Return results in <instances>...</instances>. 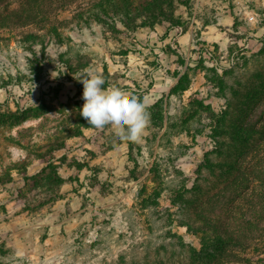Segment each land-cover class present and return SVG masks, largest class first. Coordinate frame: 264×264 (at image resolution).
I'll return each instance as SVG.
<instances>
[{"label": "rangeland", "instance_id": "rangeland-1", "mask_svg": "<svg viewBox=\"0 0 264 264\" xmlns=\"http://www.w3.org/2000/svg\"><path fill=\"white\" fill-rule=\"evenodd\" d=\"M174 2L172 28L111 35L67 23L61 39L35 25L0 30V264L177 261L187 250L175 236L199 249L205 220L243 233L221 264H264V172H247L264 168V146L240 162L246 172H222L228 155H210L207 169L212 121L189 105L226 109L212 71L234 68V87L244 58L264 48V0ZM31 33L43 41L27 42ZM85 68L145 103L139 143L80 115Z\"/></svg>", "mask_w": 264, "mask_h": 264}, {"label": "trees", "instance_id": "trees-1", "mask_svg": "<svg viewBox=\"0 0 264 264\" xmlns=\"http://www.w3.org/2000/svg\"><path fill=\"white\" fill-rule=\"evenodd\" d=\"M12 1L0 0V30L35 25L59 39L62 37L59 24H75L78 27L99 24L104 27L105 34L128 35L140 28L155 29L165 23H170L172 28L176 23L174 0H18V8L11 9ZM64 12L70 13L71 18L61 21L58 14ZM171 28H167V33ZM25 40L39 42L43 38L31 33L25 36ZM244 59L245 71L242 76L235 78L234 87L229 86L226 81V77L235 72L234 68L224 71L222 75L212 71V83L227 100L225 110L215 114L199 100L191 99L189 103L191 107L197 106L207 113L212 121L209 128L217 149L207 154L204 162L205 167L210 170L215 167L210 155L215 154L221 158L228 155V158L234 160V164H221L222 172H242L240 162L247 161L264 146V48L251 58ZM248 64L253 65L251 72ZM187 79L186 74L178 86ZM228 88L231 90L230 98L224 93ZM259 110V115L255 117ZM247 172H264V168H250ZM209 202L210 200L207 203ZM197 211L196 215H200ZM182 225L191 231L189 225ZM202 227L193 231L201 241L199 249L186 246L181 237L175 236L187 250L186 255L178 258L179 260L175 261L173 257L166 260L157 255L154 261L131 264H221L228 259L234 247L243 243V233L237 229L222 224L213 225L209 220H205Z\"/></svg>", "mask_w": 264, "mask_h": 264}, {"label": "clouds", "instance_id": "clouds-1", "mask_svg": "<svg viewBox=\"0 0 264 264\" xmlns=\"http://www.w3.org/2000/svg\"><path fill=\"white\" fill-rule=\"evenodd\" d=\"M83 85L80 115L88 125L102 130L110 127L125 141L139 143L149 123L144 102L129 97L118 87L105 88L104 77L92 68H85L79 77Z\"/></svg>", "mask_w": 264, "mask_h": 264}]
</instances>
